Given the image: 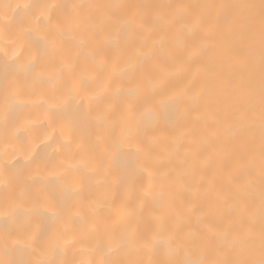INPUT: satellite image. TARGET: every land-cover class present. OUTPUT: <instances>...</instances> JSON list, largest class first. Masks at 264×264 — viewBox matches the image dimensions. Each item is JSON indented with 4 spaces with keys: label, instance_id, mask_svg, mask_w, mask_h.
Segmentation results:
<instances>
[{
    "label": "bare ground",
    "instance_id": "6f19581e",
    "mask_svg": "<svg viewBox=\"0 0 264 264\" xmlns=\"http://www.w3.org/2000/svg\"><path fill=\"white\" fill-rule=\"evenodd\" d=\"M0 264H264V0H0Z\"/></svg>",
    "mask_w": 264,
    "mask_h": 264
}]
</instances>
